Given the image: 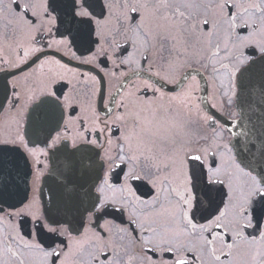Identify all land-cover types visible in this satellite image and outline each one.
Returning a JSON list of instances; mask_svg holds the SVG:
<instances>
[{
	"label": "snow or ice",
	"instance_id": "snow-or-ice-1",
	"mask_svg": "<svg viewBox=\"0 0 264 264\" xmlns=\"http://www.w3.org/2000/svg\"><path fill=\"white\" fill-rule=\"evenodd\" d=\"M238 90L264 0H0V264H264Z\"/></svg>",
	"mask_w": 264,
	"mask_h": 264
},
{
	"label": "water",
	"instance_id": "water-1",
	"mask_svg": "<svg viewBox=\"0 0 264 264\" xmlns=\"http://www.w3.org/2000/svg\"><path fill=\"white\" fill-rule=\"evenodd\" d=\"M236 101L239 117L226 119L224 122L232 132V141L237 148H241L245 140L253 137L258 139L264 133V100L252 91L238 90ZM245 132L248 133L247 137L242 135Z\"/></svg>",
	"mask_w": 264,
	"mask_h": 264
},
{
	"label": "flooded vegetation",
	"instance_id": "flooded-vegetation-1",
	"mask_svg": "<svg viewBox=\"0 0 264 264\" xmlns=\"http://www.w3.org/2000/svg\"><path fill=\"white\" fill-rule=\"evenodd\" d=\"M106 87L107 88H110L111 90L114 91L115 88L117 87V84L115 82H113L112 84L106 85ZM208 91L209 92L211 91V88L210 87H209ZM199 95H206V94L205 93H200ZM209 99H210V97H209ZM238 117H239V110H238V107H237V101H236V97H235L234 100H233L232 105L230 107H227L226 108V111L223 113V122L226 119H236ZM0 119H2V118H0ZM224 124H225V127L228 128L226 126V123L225 122H224ZM223 135H224L226 141L232 140V138H233V135H230L229 131H225L223 133Z\"/></svg>",
	"mask_w": 264,
	"mask_h": 264
}]
</instances>
